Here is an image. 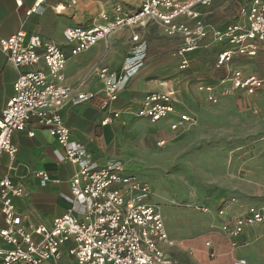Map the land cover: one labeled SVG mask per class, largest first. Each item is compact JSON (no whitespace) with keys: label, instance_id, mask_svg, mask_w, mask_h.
Here are the masks:
<instances>
[{"label":"built area","instance_id":"2783aa9c","mask_svg":"<svg viewBox=\"0 0 264 264\" xmlns=\"http://www.w3.org/2000/svg\"><path fill=\"white\" fill-rule=\"evenodd\" d=\"M68 1L75 5L77 0ZM214 1L142 0L135 12L122 19L110 21L103 13L99 16L102 24L87 29L68 28L63 31L62 39L69 46V55L77 56L115 31L140 29L155 22L167 36H181L182 46L177 52L179 70L188 67L186 55L207 48L208 41L225 40L234 47L218 55L217 66L230 62L234 56H254L256 46L250 41L264 42V4L254 1L257 7L254 13L249 14L242 8L234 23L217 29L204 23L195 10L210 6ZM16 5L20 7L21 1L16 0ZM33 11H26L20 29L0 47L7 63L16 72L14 94L0 117V158L8 157L6 174L0 179V264H179L161 248L168 237L160 206L154 202L150 186L136 176L124 175L120 164L78 169L70 181V193L60 197L66 206L60 208L50 227L42 223L26 225L24 217L17 213L13 199L22 198L24 190L14 182L21 179L18 176L20 165L16 163L17 146L13 143L16 131L30 124L46 131L65 146L64 161L72 165L80 162L83 149L70 141V129L60 114L74 90L49 82L57 79L65 68L67 53L62 47L25 30V20ZM115 12H120V8L116 7ZM179 18H184L186 23H178ZM40 62L44 63L45 70L37 68ZM128 73L127 62L116 71L99 69L101 93L110 101H116ZM261 84L262 81L254 77L244 82V85L255 87ZM199 91L206 94L208 102L216 103L211 87L202 86ZM93 97V94L76 96L80 101ZM135 116L146 118L151 124L175 116L169 126L173 133L185 131L196 122L193 117L177 112L171 98L164 93L145 95ZM117 117L114 113L113 118ZM109 121L104 119L101 125ZM30 174L38 186L50 180L44 171ZM237 204L235 198L226 197L213 209L193 205L197 211L214 212L222 220L219 228L227 237L231 250L242 246L245 229L264 225V204L245 206L244 212L227 218V210ZM62 238L71 240L74 246L64 249ZM65 255L72 260L67 262ZM231 264L246 262L233 258Z\"/></svg>","mask_w":264,"mask_h":264},{"label":"crops","instance_id":"0c3cea01","mask_svg":"<svg viewBox=\"0 0 264 264\" xmlns=\"http://www.w3.org/2000/svg\"><path fill=\"white\" fill-rule=\"evenodd\" d=\"M20 1L21 6L17 7L16 0H0V47L20 29L26 11L34 9L31 16L25 20V30L62 47L67 53L68 60L65 68L57 79L49 82L74 90L70 101L61 109L60 114L70 129V141L83 148L79 155L80 162L72 165L64 161L65 146L58 143L46 131L30 124L13 135V143L17 146L16 163L20 165L18 176L21 177L14 182L24 190L22 198L13 199L17 213L24 217L26 225L42 223L50 227L60 208L66 206L60 197L70 193V181L80 168L99 169L105 165L120 164L124 175L136 176L150 186L147 180L133 173L136 170L130 166V161L126 160L129 152L127 150L125 156L126 151L123 148L125 128L123 126L134 117L137 118L135 111L145 95L149 93L167 94L177 112L194 119L195 116L179 106L177 97L175 100L170 93L155 91L165 83L167 88L169 82H165L164 79H167L168 75L184 71L178 68L180 59L177 52L182 46L181 36H167L158 23L149 22L144 28H124L115 31L89 50L77 56L69 55V46L62 39L64 30L72 27L87 29L100 25L102 21L99 16L103 13L108 15L110 21L122 19L135 12L142 0H77L75 5H70L68 0ZM254 1L256 0L251 2L248 0H215L210 6L196 7L195 10L200 14L204 23L217 29H223L237 20L240 9L245 8L249 14L254 13L257 8ZM258 1L264 4V0ZM233 4H236L234 9L236 18L231 21L229 13ZM116 7L120 8V12H115ZM177 22L186 23V20L179 18ZM133 38L136 39L132 40ZM201 52L203 53L200 50L187 54L188 63V57L196 58ZM123 62L128 63L129 73L118 91L117 100L112 102L101 93L102 83L97 77V71L102 68L116 71ZM37 68L45 70L44 63L40 62ZM15 78V70L7 63L0 50V117L2 110L14 94ZM202 86L211 87L209 84ZM78 94H93L94 97L87 101H80L76 98ZM204 95L206 98L205 93ZM114 113L118 114L117 118H113ZM104 119L110 121L106 125H101ZM141 119L149 122L146 118ZM174 120L175 116H170L167 120L157 124L166 125L167 130L171 132L169 126ZM30 133H33L32 137L29 136ZM132 145L135 146V142H132ZM133 146L129 148L134 152ZM7 167L8 157L3 155L0 158V179L6 174ZM32 171H44L50 180L38 186L30 174ZM226 196L219 192L203 206L213 209L217 204L222 203L224 200H220ZM178 206L184 205L182 203ZM239 207H230L227 210V218L244 212L245 207ZM209 215L212 216L215 227L220 231L226 243L220 245L197 243L196 246H192L195 254L191 250L188 257L178 255L172 257L167 253L169 242H171L170 230L167 229L162 218L168 237L166 244L161 247L165 255L174 260L176 258L179 264H231L233 258L244 259L237 256L236 252L246 245L247 233L253 228L245 229L242 246L231 250L227 237L219 228L222 220L218 219L214 212ZM62 243L64 249L74 246V243L67 238H62ZM211 246H214L217 251L216 257L210 255L214 259L206 262L203 258L206 254L204 251L211 250ZM64 259L67 262L72 260L67 255Z\"/></svg>","mask_w":264,"mask_h":264},{"label":"rangeland","instance_id":"374dc122","mask_svg":"<svg viewBox=\"0 0 264 264\" xmlns=\"http://www.w3.org/2000/svg\"><path fill=\"white\" fill-rule=\"evenodd\" d=\"M208 43V48L195 51H203L196 58L188 57L186 70L164 79L167 88L165 83L155 90L177 97L179 106L195 116L194 126L171 133L166 125L135 117L123 126L126 160L150 184L170 230L167 253L172 257H188L197 243H226L212 216L194 204L205 205L219 192L235 198L237 208L264 203V42L251 40L254 56H234L220 66L218 55L234 47L225 40ZM250 77L262 81L261 86L244 85ZM204 84L212 87L215 104L199 91ZM245 244L236 255L246 264H264V225L250 230ZM211 247L204 251L206 262L214 259L210 255L216 257Z\"/></svg>","mask_w":264,"mask_h":264}]
</instances>
